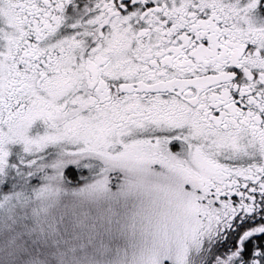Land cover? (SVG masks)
<instances>
[{"label":"snow or ice","instance_id":"snow-or-ice-1","mask_svg":"<svg viewBox=\"0 0 264 264\" xmlns=\"http://www.w3.org/2000/svg\"><path fill=\"white\" fill-rule=\"evenodd\" d=\"M0 264H264V0H0Z\"/></svg>","mask_w":264,"mask_h":264}]
</instances>
